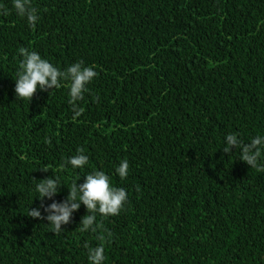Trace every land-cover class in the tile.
<instances>
[{
  "label": "trees",
  "instance_id": "1",
  "mask_svg": "<svg viewBox=\"0 0 264 264\" xmlns=\"http://www.w3.org/2000/svg\"><path fill=\"white\" fill-rule=\"evenodd\" d=\"M32 4L35 27L0 0V264H89L101 232L79 231L83 204L57 235L27 214L47 216L38 181L58 177L43 203H62L94 171L128 194L119 215L97 214L104 264H264V172L223 151L230 133L264 136V0ZM21 47L60 70L94 68L81 116L70 81L17 99ZM79 148L89 162L74 169Z\"/></svg>",
  "mask_w": 264,
  "mask_h": 264
},
{
  "label": "clouds",
  "instance_id": "2",
  "mask_svg": "<svg viewBox=\"0 0 264 264\" xmlns=\"http://www.w3.org/2000/svg\"><path fill=\"white\" fill-rule=\"evenodd\" d=\"M13 7L21 18H26L28 24L35 27L39 21L38 10L33 6L32 0H13ZM0 14L8 15L7 9L0 10ZM19 54L23 59L19 65L17 73L15 94L19 100L32 101L38 90L48 91L49 89H60L63 87V81H70L69 101L74 113L73 119L81 116L84 109L79 106L89 91L88 85L98 76V73L92 66H85L83 61L76 62L64 70H60L48 60L41 57L36 51L21 47ZM50 143V141H49ZM225 153L231 154L233 147L240 152V160L246 162L251 168L264 172V163L261 158L264 156V136H256L249 143H244L238 138L237 134H228L226 136ZM89 162V157L84 154V149H77V155L69 158L65 164L71 165L74 169L84 168ZM129 162L122 160L116 168V173L124 180L129 174ZM44 172L49 171L43 167ZM58 177H48L38 181L35 190L41 200L40 207L47 213L45 217L39 208H30L27 216L44 220L46 219L55 235L65 230L63 226L72 222L73 213L78 211L83 204L88 214L83 216L80 222L79 231L97 233V239L101 244L96 247L88 248L89 264H104L105 248L103 242L106 236L103 234L102 225L97 223V214L108 217L117 216L128 203L127 191L120 187L113 186L111 178L103 171H94L87 174L86 180L82 184L73 182L69 188L68 197L62 202H53L50 205L43 203L44 198L51 200L55 197L61 188ZM109 237L111 233L107 234Z\"/></svg>",
  "mask_w": 264,
  "mask_h": 264
}]
</instances>
